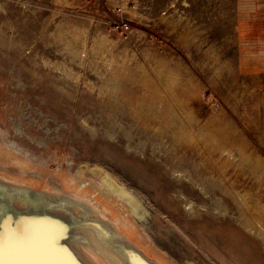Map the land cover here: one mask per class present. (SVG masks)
<instances>
[{"label": "rangeland", "instance_id": "rangeland-1", "mask_svg": "<svg viewBox=\"0 0 264 264\" xmlns=\"http://www.w3.org/2000/svg\"><path fill=\"white\" fill-rule=\"evenodd\" d=\"M0 1V177L50 190L58 182L94 197L120 232L162 264H264V237L245 226L251 206H264V75L248 78L239 68L235 1ZM72 17L90 21L85 40L59 34ZM104 36L113 43L98 54L93 45ZM113 55L135 70L113 62L125 84L118 98L108 86L117 80ZM164 61L179 70L181 101L197 117L187 123L218 134L214 150L194 142L160 150L166 140L174 144L172 136H160L154 116L137 115L140 102L170 104L155 89L154 66ZM138 66L148 68L153 84H143ZM138 143L145 155L133 148ZM69 157L73 170L100 164L137 190L152 211L150 227L117 197L76 180ZM171 166L192 176L179 181ZM201 182L221 198L225 214L201 206L213 203ZM188 197L193 209L185 207Z\"/></svg>", "mask_w": 264, "mask_h": 264}, {"label": "bare ground", "instance_id": "bare-ground-1", "mask_svg": "<svg viewBox=\"0 0 264 264\" xmlns=\"http://www.w3.org/2000/svg\"><path fill=\"white\" fill-rule=\"evenodd\" d=\"M2 5H3L2 2L0 1V6L2 7ZM64 22H62V24ZM89 25H90L89 20L80 17H72V19L68 20L67 22H65L63 26H60L58 28L59 34L68 37L66 33L67 30H69L70 32H72V36H74L76 40L79 39L85 40L86 37L84 34L87 32ZM112 43L113 40L104 36L100 41L94 42L93 50L97 51L98 54L107 53V51L109 50L108 46H111ZM76 54H79V51ZM113 62L119 64L123 63L121 66L129 70L132 75L135 74V70L131 71L133 68L128 60L124 59V61H121L122 62L121 63L119 62L118 58L116 59L115 55L109 58L108 64L113 69H115L116 73L114 75L117 80L109 84L108 86L113 91V93H115L114 96L118 98L119 95L121 97V88L125 84H121L122 78H120L119 76L120 69L117 68V66H115ZM137 68H139L140 73L145 72L146 74V75L144 74L145 81L143 84H145L146 87H148L150 84H153L155 79L154 77L151 76V73H149L148 68L146 67L142 68L141 66H138ZM154 69H156L157 72L156 74L157 77L159 78V80H157L156 82L157 85L155 87L156 92H158L157 94L159 95L158 99H160L161 101L163 98L166 97L171 102L170 104L166 105V107L163 108L147 107L146 104L140 102L139 104L136 105L137 107L135 108V110L138 116H140L141 114L151 115L154 116V118H156L159 121L157 131L159 132L160 136H162L163 139H169V136H172V141H174V144H171V142L166 140L164 141V144L161 146L160 150H164V149L167 150L169 148L176 149L179 146V144L182 143L190 144L191 142L192 143L194 142L193 144H197L199 149H204L206 147L208 149L214 150L216 147H218L219 145L218 134H216L215 132H211L206 136L203 134L202 131L203 129H201V127L198 130L197 127L194 126V124L189 125L185 120L187 118L190 122L192 120L197 121L196 120L197 117L196 115L194 116V113L188 110L184 106V103L181 101L180 91L178 90V88H180L181 86L179 84L181 81V78L179 76L180 73L179 70L178 69L175 70V68L170 67L166 61L162 62V64H158L157 66H154ZM128 75L130 76L129 73ZM100 90L103 91V88L101 87ZM115 97L114 100H116ZM116 103L118 104V100L116 101ZM120 103L122 105L124 104L122 100L120 101ZM134 105L129 103L127 107L132 108ZM83 120L87 121V118H84ZM21 123H22L21 121H18L17 124L15 125H17V127H23ZM23 134H27V133H23ZM40 141L42 144L44 143L43 142L44 140L43 141L40 140ZM127 147L132 148L130 143L127 144ZM144 147H145V143H141V144L138 143L133 148L137 149L142 156L146 154ZM154 149H157V147L156 148L154 147ZM67 165L70 170H73L74 162L71 157L67 159ZM170 169L171 172L176 176V179L179 181L181 180L182 182L185 181L183 178L186 177L184 176H187L188 179L190 178V176H192L186 167H181L179 169L171 166ZM73 171H76L75 172L76 180L77 178H79L81 183H84L85 185L87 184L86 186L89 185L95 186L96 189L100 191V193L103 192L108 196L117 197L119 202H121V204H123V206L126 207L127 211H129V213L135 218V220H138L141 225L146 227V229L150 227L149 224H150V217L152 215V211L150 210V207L148 206L145 198L141 196L137 192V190L131 188L125 181L120 180L119 177L115 173H113L110 169L105 168L100 164L89 165L86 162H82ZM83 172H88L92 174V177L85 178L83 176ZM56 183L49 182V184H51L53 189L60 194L59 198H61L62 200L61 202L63 203L62 209H66L70 211L71 208L74 209L79 208V210L84 214H86L87 216H90L91 214L93 215L95 213L94 212L95 209L96 211H99V214L103 215L108 220L109 222L108 224L110 226H112L113 228L115 227L117 228V226L115 225L118 224L119 220L118 219L112 220L110 213L104 211V209L97 210L95 203H97L98 201H96L94 197L87 195L84 196L80 193L78 194L74 191H69L68 189ZM192 183L195 186V184L197 183L196 179H193ZM200 189L204 194H207L208 196L211 195L210 197L211 199H213L212 201L213 203L210 204L209 206L204 203H201V206L212 213L225 214L224 213L225 209L220 204L221 198L219 199L216 195L212 194L213 191L209 190L204 182L200 183ZM182 193L183 192L180 189L177 194L182 196L184 195V193L183 194ZM184 201H185L184 204L186 209L187 208L193 209L194 206H196L195 202L189 199V197L184 198ZM256 204L257 205L255 206L254 205L251 206L253 213L249 216L247 221L245 220L246 221L245 226L249 230L258 233L259 236L263 238L264 237V206L259 203ZM125 220L128 221L127 219ZM257 222L259 223V226L257 225ZM95 231H96L95 236L94 233L93 235L86 233L87 235L86 241L88 244L91 245L93 249H95L102 256H104V258L106 259V261H108V263L123 264V261L125 260L126 263L124 264H144L142 260H140L134 254H132L131 250L126 247L127 244L124 242L126 240L131 242L134 246H136V244L133 243L134 241L131 240L129 237L128 239L124 237V235L121 236L117 233L112 234V232H110V229L108 230V228L106 226H103L102 224H98L97 227H95ZM104 245L108 246V248L104 247ZM86 247L87 246H85V244L81 245V248L83 249V251H85L87 255L88 251ZM90 259L94 264H96L94 262L93 257L92 258L90 257ZM155 261H157L159 264H162L156 258ZM185 263L196 264V262L190 259H187Z\"/></svg>", "mask_w": 264, "mask_h": 264}, {"label": "water", "instance_id": "water-1", "mask_svg": "<svg viewBox=\"0 0 264 264\" xmlns=\"http://www.w3.org/2000/svg\"><path fill=\"white\" fill-rule=\"evenodd\" d=\"M59 195L55 190L17 184L0 177V233L14 245L23 241L31 249L26 256L34 264H94L90 257L96 264H110L87 243L86 233L95 236V227L102 224L112 234L128 238L127 235L110 226L95 209L90 216L79 208L62 209ZM124 242L144 264H159L135 242L132 241L136 246L127 240ZM82 244L87 246L90 255L83 251Z\"/></svg>", "mask_w": 264, "mask_h": 264}, {"label": "crops", "instance_id": "crops-1", "mask_svg": "<svg viewBox=\"0 0 264 264\" xmlns=\"http://www.w3.org/2000/svg\"><path fill=\"white\" fill-rule=\"evenodd\" d=\"M235 1L239 68L248 78L264 75V0Z\"/></svg>", "mask_w": 264, "mask_h": 264}, {"label": "snow or ice", "instance_id": "snow-or-ice-1", "mask_svg": "<svg viewBox=\"0 0 264 264\" xmlns=\"http://www.w3.org/2000/svg\"><path fill=\"white\" fill-rule=\"evenodd\" d=\"M29 251L31 249L23 241L14 245L0 233V264H34L26 256Z\"/></svg>", "mask_w": 264, "mask_h": 264}]
</instances>
